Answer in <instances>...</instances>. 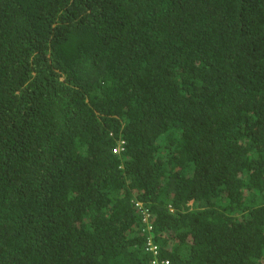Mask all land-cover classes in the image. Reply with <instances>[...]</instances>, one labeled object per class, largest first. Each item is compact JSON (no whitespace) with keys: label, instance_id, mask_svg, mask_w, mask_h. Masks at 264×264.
<instances>
[{"label":"trees","instance_id":"trees-1","mask_svg":"<svg viewBox=\"0 0 264 264\" xmlns=\"http://www.w3.org/2000/svg\"><path fill=\"white\" fill-rule=\"evenodd\" d=\"M149 238L264 264V0H0V264Z\"/></svg>","mask_w":264,"mask_h":264},{"label":"built area","instance_id":"built-area-1","mask_svg":"<svg viewBox=\"0 0 264 264\" xmlns=\"http://www.w3.org/2000/svg\"><path fill=\"white\" fill-rule=\"evenodd\" d=\"M123 145H124V142L122 141L120 146L118 148L114 149V152L118 153V152L123 151L124 150ZM149 228H151V227H149ZM146 251L151 253L153 256L151 264H170L169 260L161 259L159 245L157 243H154L151 238H149L147 241Z\"/></svg>","mask_w":264,"mask_h":264},{"label":"clouds","instance_id":"clouds-1","mask_svg":"<svg viewBox=\"0 0 264 264\" xmlns=\"http://www.w3.org/2000/svg\"><path fill=\"white\" fill-rule=\"evenodd\" d=\"M122 141H123V140H120V143H119V145H118L116 148H118V147L120 146V144H121ZM123 142H124V141H123ZM116 148H115V149H116ZM123 148H124V147H123Z\"/></svg>","mask_w":264,"mask_h":264}]
</instances>
